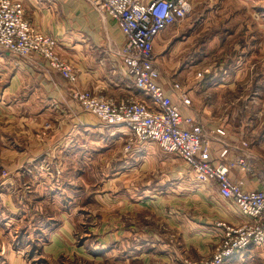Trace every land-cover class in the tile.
Masks as SVG:
<instances>
[{"label": "crops", "instance_id": "obj_1", "mask_svg": "<svg viewBox=\"0 0 264 264\" xmlns=\"http://www.w3.org/2000/svg\"><path fill=\"white\" fill-rule=\"evenodd\" d=\"M19 1L26 19L59 41L57 52L78 80L0 50V257L31 264L28 250L13 244L19 231L34 227L46 235L42 264H187L210 257L223 234L216 224L244 221L217 184L190 181L184 197L175 187L159 196L131 189L145 159L159 157L158 145L134 144L126 128H103L74 98L88 92L150 104L123 64L117 23L90 0ZM261 8L264 0H194L191 16L159 34L153 49L158 83L175 103L180 95L191 100L181 105L182 116L204 127L215 162L229 164L231 180L249 191L264 190ZM98 165L109 173L81 182L90 173L80 174L81 167ZM164 202L185 204L156 206ZM226 264H264V247L250 246Z\"/></svg>", "mask_w": 264, "mask_h": 264}, {"label": "built area", "instance_id": "obj_2", "mask_svg": "<svg viewBox=\"0 0 264 264\" xmlns=\"http://www.w3.org/2000/svg\"><path fill=\"white\" fill-rule=\"evenodd\" d=\"M94 8L117 23L125 37L121 52L123 64L135 86L150 100H113L76 92L74 98L87 113L96 116L103 127L126 128L130 139L141 144L154 143L166 153L180 157L202 182H215L220 196L232 203L244 219L238 226L222 222L221 241L210 258L187 264H226L250 246L264 247V190L249 191L230 178V165L215 162L210 140L200 123L183 117L181 105L191 104L185 95L177 104L158 83L160 71L153 59L156 38L191 16L194 0H90ZM59 41L36 29L27 19L19 0H0V50L15 58L45 62L70 83L78 76L57 52ZM175 85V91H181ZM47 124V128H50ZM225 136L224 130H218ZM228 150H224V160ZM233 165V164H232Z\"/></svg>", "mask_w": 264, "mask_h": 264}, {"label": "rangeland", "instance_id": "obj_3", "mask_svg": "<svg viewBox=\"0 0 264 264\" xmlns=\"http://www.w3.org/2000/svg\"><path fill=\"white\" fill-rule=\"evenodd\" d=\"M257 14L260 16L259 18H261V16H263V18H264V8H261V10H259L257 12ZM100 125L102 126L101 122H100ZM45 127L47 128V124ZM103 128H106V127H103ZM47 129H50V128H47ZM106 129H109V128H106ZM136 143H138V142H134V144H136ZM132 145L129 148V151L127 149V146H126L125 150L127 152H131L132 151ZM156 147H158V148H156L158 153H156L155 155L156 156L158 155L159 157H156V159L152 160V162H150V160L148 161L145 159V161L141 167V170L139 171V172L142 171L141 172V181L138 182V180H137L135 182H131V186H135V188H131V189L135 190L136 192H141V194H145V193L146 194H152V193L156 192L155 194L159 196L160 192H166L167 190L170 189V187H172V188L175 187V190H177V192H179L178 194H181L182 197H184V195H186L185 192L189 191V190H187L188 182L192 181V184H195V186H197V184L199 185V183L200 184L204 183L197 178L195 173L192 172L191 168L189 166H187L180 157H178V156L176 157L175 155L167 154L159 145ZM67 162H68V164L71 165V163L69 161H67ZM101 162L103 164H105L103 161H101ZM98 166L92 168L93 170L89 169V168H86V170H84L85 167L82 166L81 167V173H80V170L76 171L77 174H79V173L84 174V171H90V173H88V175H85V177L83 178V181L81 180V182L88 183L89 180L95 181L93 176L97 177L99 182H100L101 178L99 175L104 176V175H106V173H109V172H106V170L108 169L109 166L108 167H105V166H99L98 167ZM67 168L72 169L71 167H67ZM76 169H78V168H76ZM68 171H69V169H68ZM184 171H187V172L184 173ZM58 177H59L58 174H55L54 178L58 179ZM62 180L63 179H60V181H62ZM158 184L160 186H158ZM149 187H151V188H149ZM154 187H156V189L152 190ZM148 189L150 192L147 191ZM33 201H35V203H36V202H39L41 200L39 197H35V199H33ZM151 204H153V203H151ZM184 204L185 203H183V204H181V203H177V204L174 203L173 204L172 203L171 204L170 202H164V204L159 203V204H156V206H161V207L166 206L167 207L168 205H171L172 207L177 206L178 208H180V207H184ZM144 210H146V212ZM49 211H52V208H49ZM148 211L149 210L147 207L141 206V212L142 213L145 212V214L148 216V213H149ZM141 215L144 216L143 214H141ZM142 216H141V223H144L146 221V219H142L143 218ZM41 217L42 216H39V218L35 217V221L37 220V218H38V220L42 219ZM147 220H150V219H147ZM161 224H162V221H161ZM30 237L32 238L31 240L29 239ZM81 238H82L81 236L80 237L78 236V239H81ZM219 243L217 245H215V249L217 248ZM45 244H46V235L45 234L42 235V231L35 230V227H34L33 230H30V231H29V229L19 231L18 232V238L14 241L13 245H14L16 250H18L19 248L20 249L22 248L24 250V252H25V249L28 250V252L26 253V257L29 259L31 264H34V263L42 264L43 261L41 260L39 255L41 253L42 246ZM215 249H214V252H215ZM37 257L39 259H37ZM210 257H205V258H202L201 260L207 259ZM189 262H198V261H189ZM0 264H6L5 259H3L2 257H0Z\"/></svg>", "mask_w": 264, "mask_h": 264}]
</instances>
